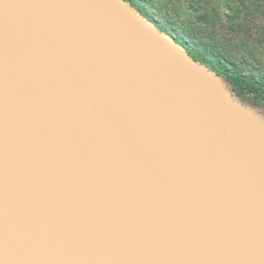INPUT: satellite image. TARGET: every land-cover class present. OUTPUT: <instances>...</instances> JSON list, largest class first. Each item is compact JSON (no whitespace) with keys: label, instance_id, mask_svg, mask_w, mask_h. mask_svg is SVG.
Listing matches in <instances>:
<instances>
[{"label":"water","instance_id":"95a60500","mask_svg":"<svg viewBox=\"0 0 264 264\" xmlns=\"http://www.w3.org/2000/svg\"><path fill=\"white\" fill-rule=\"evenodd\" d=\"M0 264H264V103L127 0H0Z\"/></svg>","mask_w":264,"mask_h":264},{"label":"rangeland","instance_id":"374dc122","mask_svg":"<svg viewBox=\"0 0 264 264\" xmlns=\"http://www.w3.org/2000/svg\"><path fill=\"white\" fill-rule=\"evenodd\" d=\"M172 1L185 3L184 0H139L138 5L142 9V12L146 13L152 21L159 25V27L165 28L167 25L172 27L175 33L170 35H173L183 48L184 46H189L191 48L193 46V39H191L189 35H186L183 30L187 27L184 23H186V21L188 22L193 15L186 10H183L178 17L177 15L173 17L168 15L167 11L171 10V8H167L165 3H172ZM204 1L201 0V2ZM206 1V8L208 9L209 7L210 10L212 6L215 5L214 7L217 9V14L214 15V11L210 10L213 15H209L208 22L204 24L198 21L197 23L200 24L202 28L206 26L210 28V32L223 43L224 51L233 52V63L238 67L240 73L246 76H253L254 79L260 81L263 80L264 0ZM229 8L236 11V14L239 16H237L236 22L243 25L241 28L240 26L235 27L231 22H228L230 24L229 26H221V21L215 19L220 17V14H223L225 17L226 13H228L229 18L234 19L235 16L233 14L235 13L233 10H229ZM245 9L246 11L243 12ZM170 14H172L171 11ZM214 58L220 60L218 55L214 56ZM229 68V71L235 73L234 69L231 67Z\"/></svg>","mask_w":264,"mask_h":264},{"label":"trees","instance_id":"16d2710c","mask_svg":"<svg viewBox=\"0 0 264 264\" xmlns=\"http://www.w3.org/2000/svg\"><path fill=\"white\" fill-rule=\"evenodd\" d=\"M129 1L137 10H139L141 13L142 9L139 7V0H127ZM183 2H174L172 3H165V6L167 8H171V10L167 11V14L170 16H179V14L182 13L183 10H186L188 13L192 14V18L190 17V20L184 24H186V28L183 30L186 35H189L191 39H193V46L190 48L189 46H184L186 51L195 59L198 61L209 65L210 67L214 68L218 73H223V71L226 69H234L235 73L231 72V75H227L231 79V81L234 82V85L238 88L239 92L241 93H247L251 96L252 99L261 101L264 103V78L263 80L254 79L253 76H246L243 75V73H240L238 70V67L233 63L234 61V54L233 52L224 51L223 50V43L220 41V39H217L211 32L210 28H202L200 24L197 22L200 21L201 23L208 22L209 15L212 16V11H214V15L217 14V9L212 6V8L209 10L206 8L205 2L206 0H202L204 2H201V0H184ZM171 2V1H169ZM229 10H233L229 8ZM170 11L172 14H170ZM246 9L243 11L245 12ZM235 14H233L235 17L234 19L228 17V13L225 14V17L223 14H220V17H217L215 19H218L221 21V26H229L230 24L228 22H231V24H234L235 27L240 26V28L243 26L241 23L236 22L237 20V14L236 11L233 10ZM146 17L149 18V16L146 13H143ZM233 17V16H232ZM239 17V16H238ZM211 18V17H210ZM150 19V18H149ZM199 19V20H197ZM229 19V20H228ZM167 25V24H166ZM169 34H174L175 31L172 29V27H169L168 25L165 26V28H162ZM204 29V30H203ZM236 30V29H234ZM219 56L220 60H216L214 56Z\"/></svg>","mask_w":264,"mask_h":264},{"label":"flooded vegetation","instance_id":"af4514ba","mask_svg":"<svg viewBox=\"0 0 264 264\" xmlns=\"http://www.w3.org/2000/svg\"><path fill=\"white\" fill-rule=\"evenodd\" d=\"M202 63V62H201ZM204 64V63H203ZM206 65V64H205ZM206 66H208L209 68H211L212 70H214L215 72H217L214 68H212V67H210L209 65H206ZM218 73V72H217ZM223 73L224 74H222V73H219V74H221V75H223L224 77H226V78H228L230 81H231V79L229 78V77H227V75H231V71H229V70H224L223 71ZM231 82H233V81H231ZM233 84H234V82H233ZM245 93V92H244ZM247 96H249V97H251L249 94H247V93H245Z\"/></svg>","mask_w":264,"mask_h":264}]
</instances>
